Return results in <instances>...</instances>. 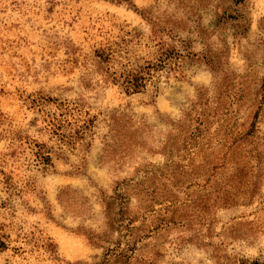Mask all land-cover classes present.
<instances>
[{
    "label": "rangeland",
    "instance_id": "1",
    "mask_svg": "<svg viewBox=\"0 0 264 264\" xmlns=\"http://www.w3.org/2000/svg\"><path fill=\"white\" fill-rule=\"evenodd\" d=\"M255 262L264 0H0V264Z\"/></svg>",
    "mask_w": 264,
    "mask_h": 264
},
{
    "label": "trees",
    "instance_id": "2",
    "mask_svg": "<svg viewBox=\"0 0 264 264\" xmlns=\"http://www.w3.org/2000/svg\"><path fill=\"white\" fill-rule=\"evenodd\" d=\"M129 85H128V89L129 88H133L134 90H137L139 87V85H138V83L137 82H135V83H133V81H129V83H128ZM252 264H257L256 262L255 263H252Z\"/></svg>",
    "mask_w": 264,
    "mask_h": 264
}]
</instances>
